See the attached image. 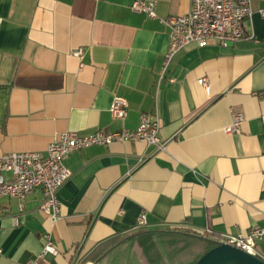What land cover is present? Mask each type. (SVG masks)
<instances>
[{
  "label": "crops",
  "instance_id": "0c3cea01",
  "mask_svg": "<svg viewBox=\"0 0 264 264\" xmlns=\"http://www.w3.org/2000/svg\"><path fill=\"white\" fill-rule=\"evenodd\" d=\"M155 1L159 16L190 6ZM131 2L0 0V153H44L67 130L134 129L140 113L155 111L166 141L160 150L130 140L67 154L55 220L39 208V189L22 201L0 197V264L35 258L45 232L57 254L43 264H191L190 238L155 232L218 241L264 228V0H250L245 37L186 46L158 87L169 29ZM78 47L81 60L71 54ZM114 96L128 104L122 120L109 111ZM235 111L244 122L227 133ZM141 213L153 233L136 231ZM256 255L264 260V239Z\"/></svg>",
  "mask_w": 264,
  "mask_h": 264
},
{
  "label": "built area",
  "instance_id": "2783aa9c",
  "mask_svg": "<svg viewBox=\"0 0 264 264\" xmlns=\"http://www.w3.org/2000/svg\"><path fill=\"white\" fill-rule=\"evenodd\" d=\"M130 9L134 12H144L149 18L158 19L169 29L168 44L163 54L161 70L156 78V87L165 78L164 73L174 56L186 46L194 44L203 47L212 40L227 45L245 37L243 22L253 11L250 0H190L187 12L167 16L158 15L155 0H132ZM260 13L264 16V9H261ZM84 51L83 47H78L73 49L71 54L81 60ZM168 80L172 81V78ZM197 82L207 89L208 81L205 77L199 78ZM127 106L124 98L114 96L109 108L111 116L118 120L124 119ZM244 119L242 112L235 111L232 113L231 124L226 126L224 131L239 132ZM160 128L161 121L156 111L142 112L134 129L121 128L114 131L98 129L89 133L67 130L49 142L44 153L38 151L0 153V197L7 196L22 201L26 195L39 189L42 194L39 208L55 220L60 210L57 192L71 175V171L64 163L67 154L93 145H108L130 140H139L146 146L151 145L160 150L166 143L159 135ZM16 220L17 218H14L15 222ZM145 225L146 217L141 213L137 218L136 227ZM42 239L40 251L35 258L25 264H43L46 255L57 254V248L49 233H43ZM263 239L264 228L254 226L244 234H222L217 242H225L256 254V243Z\"/></svg>",
  "mask_w": 264,
  "mask_h": 264
},
{
  "label": "water",
  "instance_id": "95a60500",
  "mask_svg": "<svg viewBox=\"0 0 264 264\" xmlns=\"http://www.w3.org/2000/svg\"><path fill=\"white\" fill-rule=\"evenodd\" d=\"M233 42L227 45L231 46ZM194 264H264V260L234 245L217 242L205 251Z\"/></svg>",
  "mask_w": 264,
  "mask_h": 264
},
{
  "label": "trees",
  "instance_id": "16d2710c",
  "mask_svg": "<svg viewBox=\"0 0 264 264\" xmlns=\"http://www.w3.org/2000/svg\"><path fill=\"white\" fill-rule=\"evenodd\" d=\"M143 228H144V226L143 227H137L136 231L137 230H141V233H148V234L153 233V231L145 230ZM155 233L160 234V235L163 234V237L159 236L160 240H163V241L169 239L168 237H165V236H167L169 234H178L179 238H175V241L176 242L179 241L180 243H184V242L187 241L188 238H190L191 241L193 242V244L197 247V256H196V258L194 259V261L191 264H194L196 262V260L205 251H207L211 247L215 246L216 243H217V241L208 240L205 237H196V236H193V235H190V234H188V235L187 234H181V233H178V232L168 231V230H158Z\"/></svg>",
  "mask_w": 264,
  "mask_h": 264
}]
</instances>
